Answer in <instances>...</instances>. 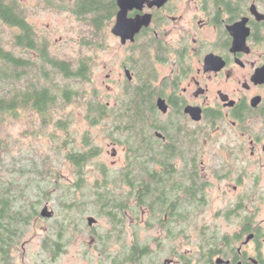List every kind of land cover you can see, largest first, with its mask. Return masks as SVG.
<instances>
[{"label":"flooded vegetation","instance_id":"af4514ba","mask_svg":"<svg viewBox=\"0 0 264 264\" xmlns=\"http://www.w3.org/2000/svg\"><path fill=\"white\" fill-rule=\"evenodd\" d=\"M151 1L128 13L150 16L134 40L114 34L129 51L106 75L119 99L151 98L153 155L124 143L126 163L153 170L156 204L137 206L162 211V264H264V0ZM106 106L113 119L117 105ZM112 144L118 156L122 141Z\"/></svg>","mask_w":264,"mask_h":264},{"label":"trees","instance_id":"16d2710c","mask_svg":"<svg viewBox=\"0 0 264 264\" xmlns=\"http://www.w3.org/2000/svg\"><path fill=\"white\" fill-rule=\"evenodd\" d=\"M42 3L59 11L69 10L79 21H82L87 27L86 33L88 32L83 39L85 45L103 43L100 39H104L108 23L114 19L119 9L117 0H41ZM90 72L91 66L87 58L82 59L75 66L69 60L59 59L50 52L48 39L41 36L35 25L30 22L25 2L0 0V264H17L14 250L22 242L33 224L32 221L39 215L34 202L26 205V208H18L16 205V194L18 195L19 192L15 182L4 177L2 168L10 147L1 128L9 118L12 120L19 117L23 110L36 112L42 115L43 119L51 117L60 102L70 103L84 95V92L75 89L72 83L89 79ZM57 78L72 83L65 82L61 85L57 82ZM133 92L135 96H125L121 100V107L113 111L114 121L118 126L126 120L128 126L133 127L135 135L133 141L128 142L132 145L131 149L134 153L141 149L145 151L141 155H150L153 150L152 139L148 137L152 130L151 98L141 91ZM139 95L145 99H138ZM139 100L143 103L140 104ZM87 105L89 119L93 124H98L103 118H107L105 104L92 99ZM57 124L60 128L66 129L68 121L61 120ZM84 143L88 146L90 141L87 139ZM93 148L92 146L91 149L83 152L68 151L67 158L77 167L78 173L83 165L98 155ZM102 169L104 182L96 183L95 186L78 183L62 187L64 194L73 197L77 192L82 191L86 207L82 203H77L79 200L77 197L72 204L66 202L63 192L60 193L61 207L66 212L61 218L55 219L51 232L43 236L44 256L38 264H57L58 259L71 243L69 232L80 224L74 216L76 213L72 212L76 209L79 213H84L91 205L95 207L99 217L108 219L111 226L104 233L97 232L96 239L94 238L101 246L108 264H150L151 262L153 264L152 252L147 242L141 243L137 235L130 241L121 233L124 232L127 223H130L128 214H135V219L139 217L137 204L141 200L138 199L136 203L137 198L140 197L143 203H148L151 207L156 204L154 188L150 183H145L146 176L149 174L151 176L153 171L151 164L145 161L139 162L135 157L125 169H120L114 175L111 169ZM48 172L59 178L57 171ZM143 181L147 186L139 191V183ZM54 187L60 186L55 184ZM52 190L45 191V197L48 198ZM159 213L162 211L156 213L154 210L151 211L155 219ZM150 222L148 225L151 227ZM146 257H151L150 262L144 261Z\"/></svg>","mask_w":264,"mask_h":264},{"label":"rangeland","instance_id":"374dc122","mask_svg":"<svg viewBox=\"0 0 264 264\" xmlns=\"http://www.w3.org/2000/svg\"><path fill=\"white\" fill-rule=\"evenodd\" d=\"M28 10L30 22L35 25L41 36H45L50 44V52L59 59L69 60L77 66L79 62L87 58L91 66V77L72 83L63 78H57L58 83L71 82L75 89L84 92V95L76 98L73 102H60L61 104L54 115L43 119L42 115L32 111H21L19 117L8 119L2 129L10 151L2 168L4 177L15 182L19 194L16 198L17 207H25L36 204L39 215L32 222L22 242L14 250V258L17 264H38L44 256L42 250V238L51 232L56 218L64 216L61 207L60 193L63 186L77 185L78 183L95 186L96 183L104 182L102 168H109L114 175L120 169H125L126 148L133 141L130 132H120L113 119L103 118L102 122L93 124L88 115V101L94 100L100 104L121 107V99L118 97L120 85L108 81L107 73L111 68L115 71L120 69V63L126 58L128 51L122 48L120 39L112 33L113 22H109L103 43L85 45L84 37L88 34L86 25L79 21L69 10L59 11L52 6L41 4V0H22ZM114 63V64H113ZM116 75V74H115ZM66 80V81H65ZM61 84V85H62ZM94 117V116H93ZM67 120L66 129L58 126L57 122ZM128 129L126 120L120 125ZM90 144L85 146V140ZM121 140L122 146L117 147L118 156H112V141ZM98 153L80 168L67 158L68 151L83 152L91 149ZM45 165V166H44ZM57 171L56 175L48 172ZM57 184L60 187H54ZM53 189L50 196L45 197V191ZM60 189V190H58ZM127 190V186L125 188ZM66 202L72 204H84L82 191L76 196L63 194ZM86 204H84L85 206ZM53 213L47 218L41 215L45 207ZM86 207V206H85ZM74 212L76 214H74ZM80 224L69 232L70 244L65 253L58 259L57 264H108L101 246L96 240V233H104L110 229L108 219L99 217L93 205L87 207L84 213L76 209L72 212ZM95 216L98 221L94 226L88 225V217ZM130 223H127L123 237L132 241L135 235L141 243H148L152 252L153 264H161L169 256V242L163 240L160 229L154 227L155 218L151 212L139 209V217L128 214ZM152 224L151 227L148 222ZM131 224H134L131 225ZM86 252V253H85ZM151 257L144 258L146 263ZM152 263V262H151ZM150 263V264H151Z\"/></svg>","mask_w":264,"mask_h":264},{"label":"water","instance_id":"95a60500","mask_svg":"<svg viewBox=\"0 0 264 264\" xmlns=\"http://www.w3.org/2000/svg\"><path fill=\"white\" fill-rule=\"evenodd\" d=\"M145 1L146 0H117L119 10L116 13V22L112 28V32L116 36L121 37V41L123 43L127 42L128 39L134 40L135 35L141 30V28L145 24L149 23V15L145 16L143 19H130L128 17V13L130 10H133L135 8L141 9ZM165 1L166 0H152L151 2H149V5L153 6L154 4H162ZM162 103L163 101L161 100L160 105H162ZM41 215L50 218L52 217L53 213L49 211L48 207L46 206L41 212ZM97 221L98 219L95 216L88 217L89 226H94Z\"/></svg>","mask_w":264,"mask_h":264}]
</instances>
